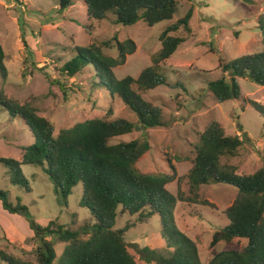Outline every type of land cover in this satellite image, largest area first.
<instances>
[{"label": "rangeland", "instance_id": "1", "mask_svg": "<svg viewBox=\"0 0 264 264\" xmlns=\"http://www.w3.org/2000/svg\"><path fill=\"white\" fill-rule=\"evenodd\" d=\"M178 1L179 10L171 21L154 26L143 21L133 25L116 24L113 12H109L106 19L95 21V29L89 33L87 7L81 1H75L71 8L60 12V0H0V45L8 56L5 63L9 72L6 80L0 73V90L21 102L33 99L40 114L51 120L57 130L97 116L112 120L125 118L136 123L137 116L121 98L112 97L106 88L96 86L99 80L92 69L87 67L82 75L70 78L61 76L57 67L61 68L77 56L78 48L83 51L91 45L117 57L116 40L131 38L137 50L114 71L118 78L138 77L153 65L152 57L161 48V33L193 8L192 35L161 65L160 72L167 78V84L142 92L145 99L163 109L166 124L135 130L113 142L146 137L152 148L140 162V170L159 174L171 171L174 165L178 177L168 189L174 194L183 192L190 196L187 174L193 165L196 145L206 125L217 120L227 135H248L239 153L223 161L235 165L239 174L253 173L264 166V116L250 101L264 105V86L240 79V97L218 102L209 83L222 77L219 66L222 62L264 50V34L260 29L264 0H253L250 4L241 0ZM58 79L65 84L64 88L57 85ZM33 141L22 119L0 109V158L21 161L23 149ZM7 170L0 162V189L8 192L14 204L20 198L38 223L47 225L56 220L77 226L90 217L89 211L79 204L84 193L81 183L74 188L66 204L43 166L22 165L31 191L26 190L25 184H12L6 176ZM237 194V188L232 185L213 182L201 187L200 200H207L218 209L186 201L174 210L175 225L195 240L204 263L212 258L213 233L226 224L222 211L234 202ZM1 203L0 235L4 237L0 238V248L23 256L34 251L38 240H33L35 230L29 218L8 212ZM129 219L128 214L119 215L115 227L123 228ZM161 230V218L154 216L149 223H138L126 233V241L138 264H149L140 251L144 247L162 254L173 249L168 247ZM64 246V243L56 246L57 258L61 257ZM223 246L224 242L215 250L220 251ZM0 264L7 263L0 260Z\"/></svg>", "mask_w": 264, "mask_h": 264}, {"label": "trees", "instance_id": "2", "mask_svg": "<svg viewBox=\"0 0 264 264\" xmlns=\"http://www.w3.org/2000/svg\"><path fill=\"white\" fill-rule=\"evenodd\" d=\"M75 1H81L87 7L89 24L86 28L89 33L95 29V21L106 19L109 12H113L116 24L133 25L143 21L154 26L173 20L179 10L178 0H60L59 11L71 8ZM241 1L253 3V0ZM192 15L193 8H190L182 19L166 27L159 37L161 48L152 57L153 65L138 77L118 78L114 71L137 50V44L131 38L116 40L117 57L91 45L83 51L78 48L77 56L61 68L57 67L61 76L70 78L82 75L87 67L92 69L99 80L96 86L106 88L112 97L121 98L137 116L136 123L125 118L112 120L97 116L57 130L51 120L40 114L33 99L21 102L0 90V109L22 119L34 139L23 149L21 161L0 158L8 168L6 176L10 182L25 184L26 190L31 191L22 165L43 166L66 204L74 188L81 183L84 193L79 204L90 213V217L77 226H67L56 220L42 225L32 217L29 207L23 205L20 198L14 204L8 192L0 189L3 208L27 216L35 230L34 240H38L37 248L24 256L0 248V260L7 264H138L126 241V233L138 223H149L154 216H160L161 232L168 247L173 249L162 254L149 247L142 248L143 259L149 264H264V166L251 174H239L235 165L223 161L225 157L239 153L248 139L247 134L244 137L227 135L217 120L206 125L187 174L190 196L183 192L174 194L168 189L178 177L174 165L171 171L159 174L140 170V162L152 148L146 137L113 142L135 130L166 124L163 109L145 99L142 92L167 84V78L160 72L161 65L192 35ZM260 21L264 34V18ZM7 57L0 45V73L4 80L9 73L5 63ZM219 66L222 77L209 83L218 102L240 97V79L264 86V50L238 56ZM47 78H50L49 74ZM55 82L64 88L60 79ZM250 102L264 116V105ZM213 182L232 185L238 194L222 211L226 224L213 233L210 243L212 258L204 263L195 240L175 225L174 210L186 201L218 209L213 203L200 200L201 187ZM124 214L131 219L123 228H116L117 218ZM73 222L77 223L76 219ZM222 242L224 246L216 251ZM60 243L65 246L61 257L57 258L56 246Z\"/></svg>", "mask_w": 264, "mask_h": 264}, {"label": "crops", "instance_id": "3", "mask_svg": "<svg viewBox=\"0 0 264 264\" xmlns=\"http://www.w3.org/2000/svg\"><path fill=\"white\" fill-rule=\"evenodd\" d=\"M1 205H2V203H1ZM2 206H3V205H2ZM2 229L4 230V228H2ZM7 229H8V228H6L5 230L7 231ZM1 237H4V235H3V236L0 235V238H1ZM33 240H34V239H33Z\"/></svg>", "mask_w": 264, "mask_h": 264}]
</instances>
